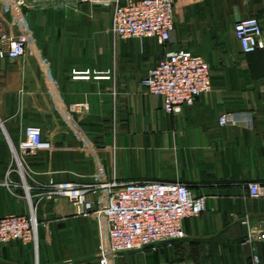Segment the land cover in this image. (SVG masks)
<instances>
[{"label":"crops","instance_id":"obj_1","mask_svg":"<svg viewBox=\"0 0 264 264\" xmlns=\"http://www.w3.org/2000/svg\"><path fill=\"white\" fill-rule=\"evenodd\" d=\"M28 3L0 0V30L27 40L23 57L0 60V180L14 170L0 186V218L33 207L38 239L2 245L0 264H100L99 216L47 194L51 182L105 180L180 181L207 198L174 248L120 253L115 264H264V241H245L251 226L264 228V197L248 190L264 185V49L244 53L233 32L249 16L264 25V0H176L173 51L193 47L212 71L211 91L177 115L142 84L167 51L156 39L117 37L106 5ZM226 112L251 122L223 126ZM27 125L52 147L26 158L23 175L12 146ZM89 198L104 206L108 193Z\"/></svg>","mask_w":264,"mask_h":264},{"label":"built area","instance_id":"obj_2","mask_svg":"<svg viewBox=\"0 0 264 264\" xmlns=\"http://www.w3.org/2000/svg\"><path fill=\"white\" fill-rule=\"evenodd\" d=\"M110 5L112 31L122 39L154 38L159 44L172 41L176 23L175 0H80ZM28 0H16L18 7H27ZM233 32L244 53L264 49V25L256 16L237 21ZM27 52L26 37L13 36L0 30V60H16ZM150 94L162 98L166 113L177 115L185 106L193 105L196 99L212 89V71L207 59L189 49L167 50L165 56L152 67L142 79ZM87 108L86 103L74 105V109ZM242 116L234 112L222 113L219 123L236 125ZM25 139L13 147L18 168L24 175L25 160L42 150L51 149V141L45 139L39 125H27ZM10 168L0 186L10 183L13 173ZM47 197L67 198L77 214L96 213L99 216L101 250L100 264H115L120 253L162 247L174 248L187 235L185 221L201 215L207 209L205 195H196L183 182L132 181L119 185L117 182L96 181L80 184L73 181L51 182ZM29 190L30 187H27ZM249 197H264V185L248 184ZM108 193L106 205H98L90 194ZM38 219L34 208L30 216L10 214L0 218V247L11 241L37 242ZM264 241L262 225L251 226L245 241ZM258 261V257L254 259Z\"/></svg>","mask_w":264,"mask_h":264},{"label":"rangeland","instance_id":"obj_3","mask_svg":"<svg viewBox=\"0 0 264 264\" xmlns=\"http://www.w3.org/2000/svg\"><path fill=\"white\" fill-rule=\"evenodd\" d=\"M175 2H176V0H175ZM102 5H104V4H102ZM106 6H108V7H111L112 9H113V4H111V6L110 5H106ZM176 16H177V14H176ZM176 21H177V19H176ZM222 30H227V29H222ZM228 31V30H227ZM190 34H191V36H192V42H191V45L193 46V28L192 29H190ZM174 42H175V38H174V36H173V38H172V41H170L169 43H167L166 45H162V44H160V46L161 47H165V49L166 50H173V49H175L174 47H175V45H173L174 44ZM179 48H183V46H178ZM185 49H189V50H191V51H193V47H190V48H186V47H184Z\"/></svg>","mask_w":264,"mask_h":264}]
</instances>
